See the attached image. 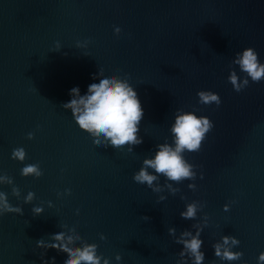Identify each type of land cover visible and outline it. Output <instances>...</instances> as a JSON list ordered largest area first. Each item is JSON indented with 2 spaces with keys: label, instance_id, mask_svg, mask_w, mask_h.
<instances>
[{
  "label": "water",
  "instance_id": "water-1",
  "mask_svg": "<svg viewBox=\"0 0 264 264\" xmlns=\"http://www.w3.org/2000/svg\"><path fill=\"white\" fill-rule=\"evenodd\" d=\"M246 47L264 63V0H0V175L12 177L21 196L12 195V185L0 184V191L23 208V215H0V264H51L53 257L64 264L67 253L36 243L67 232L63 224L96 243L110 264H176L183 245L168 228L195 234L192 225L205 214L203 264H261L264 80L249 78L240 92L228 80L233 69L245 77L232 61ZM99 69L127 78L137 91L143 143L132 152L97 146L62 107L73 87L83 95L99 82ZM199 90L218 93L221 104H199ZM177 109L207 116L214 127L200 151L183 153L195 180L171 182L180 189L174 195L156 193L133 174L158 144L173 143ZM17 147L26 151L23 162L11 157ZM27 164H39L43 175L22 176ZM29 191L35 196L25 203ZM192 201L203 207L194 220L183 219ZM36 206L43 208L38 216ZM224 235L239 239L232 250L243 252L240 260L215 256L213 244Z\"/></svg>",
  "mask_w": 264,
  "mask_h": 264
},
{
  "label": "clouds",
  "instance_id": "clouds-1",
  "mask_svg": "<svg viewBox=\"0 0 264 264\" xmlns=\"http://www.w3.org/2000/svg\"><path fill=\"white\" fill-rule=\"evenodd\" d=\"M114 31L118 34L120 27L114 26ZM88 41H77V47H86ZM56 48L59 50V41L56 42ZM233 64L238 65L245 77L241 79L233 69L228 76L236 92H240L249 84V78L252 82L264 80V63L258 59V53L252 47H246L242 52H237ZM99 77L98 83L88 85L87 92L81 95L79 87H73L70 90L71 99L62 104L64 109H71L72 116L79 128L87 132L93 138L97 146L105 148L111 146L115 149H123L128 146L127 151L132 152L133 146L143 143V137L139 136L140 122L144 117V110L138 98L137 91L129 83L127 78H121L113 74H105L103 69H99L93 78ZM198 103L204 105L215 104L217 107L221 104V98L218 93L211 90H199L197 92ZM214 127L213 121L207 116H198L194 111L176 110L174 123L171 125L173 134V143H160L154 156L145 157L142 166L133 174V180L138 184H146L153 192L162 193L166 188L173 195L180 191L174 187L173 183L179 184L184 180H195L197 173L194 171L195 166L185 159L183 153L198 152L201 149L202 141L206 134ZM28 138H34V133L29 132ZM12 159L23 162L26 159V151L23 147H17L12 150ZM152 169L154 171H149ZM22 176H33L39 178L43 172L39 164H27L21 169ZM165 177V183H159L160 177ZM203 178V173H200ZM0 184L12 185V195L20 198V189L14 185L13 178L7 174L0 175ZM188 187L195 189V183L188 184ZM70 194V189L66 190ZM35 194L31 191L24 197L25 203H30ZM183 199V197H181ZM164 195L159 196V200H165ZM51 206V202H49ZM203 205L199 201H192L186 204L185 210L180 212V216L186 220H194L197 217L198 210ZM229 205H224L227 211ZM34 216L43 212V208L36 206L32 208ZM5 213H17L23 215V208L13 206L8 200V195L0 191V215ZM148 220L150 217L144 216ZM208 222L207 214L204 215L202 222L193 224L196 229L195 234L185 229L176 236L174 227L168 228L170 235L175 237L178 244L183 248L179 252V259L176 264H185L186 259L190 258L192 264H203L205 253L201 250L203 241L200 238L203 226ZM62 228L68 229L67 232L60 231L50 235V241L43 238L37 240V247L47 249H56L57 252L67 253L64 264H110L107 257L97 254L96 243H88L83 240L81 235L76 231L74 226L67 224L61 225ZM100 239L106 237L100 233ZM80 242L77 246V242ZM240 244L237 237L224 235L221 241L213 244L214 254L222 261L240 260L243 256L242 251H233V247ZM115 259L121 260V255L116 254ZM258 262L264 264V252L258 257ZM44 264H49L48 260ZM51 264H55V257L52 258ZM210 264H216L211 261ZM247 264V262H243Z\"/></svg>",
  "mask_w": 264,
  "mask_h": 264
}]
</instances>
